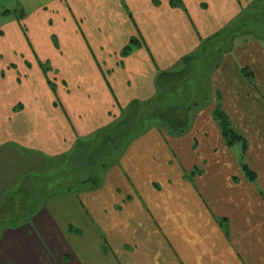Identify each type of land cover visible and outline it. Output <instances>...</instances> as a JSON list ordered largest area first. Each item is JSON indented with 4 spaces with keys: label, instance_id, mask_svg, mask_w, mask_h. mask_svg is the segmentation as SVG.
<instances>
[{
    "label": "crops",
    "instance_id": "obj_1",
    "mask_svg": "<svg viewBox=\"0 0 264 264\" xmlns=\"http://www.w3.org/2000/svg\"><path fill=\"white\" fill-rule=\"evenodd\" d=\"M260 1L1 0L0 148L71 154L220 36L231 46L212 87L247 148L227 145L213 107L183 135L154 127L74 199L77 219L50 203L2 228L0 264H264V39L249 19Z\"/></svg>",
    "mask_w": 264,
    "mask_h": 264
},
{
    "label": "rangeland",
    "instance_id": "obj_2",
    "mask_svg": "<svg viewBox=\"0 0 264 264\" xmlns=\"http://www.w3.org/2000/svg\"><path fill=\"white\" fill-rule=\"evenodd\" d=\"M2 8L3 4L0 0V16L4 14L2 13ZM255 10L249 17L250 24L253 27V31L250 32L263 36L262 39H264V0L256 4ZM240 28L232 29L233 35L231 38L247 32V30ZM225 40L223 36H220L216 40L211 41L207 45L208 47L200 54L193 56L194 58L188 62L183 70L186 73L178 91L171 96L168 95V90L165 89L164 95H157L158 98H155L154 105L162 106L166 103H171L172 107L176 108L173 105V100H184V102L190 100L191 109L187 114L190 125H192L193 119L198 114L207 110V108L213 107V113L212 115L210 114V117L212 116L215 119L218 129H220V123L216 120L214 112L218 108L226 114L224 108L225 102L222 92L219 90L214 92L212 73L216 67L221 66L222 61L220 57L230 50L231 41L228 39L226 42ZM253 97L254 95H246V99H241V101L255 103ZM150 107H153V105ZM177 109L180 110V108ZM153 110L140 108L137 111H133V113L141 114L142 119L146 120V122L145 124H140V129L131 135L129 134L126 138L123 133L128 129L127 121L133 113L129 118L123 120L121 124H117L112 128L110 132L102 133L108 135L109 140L115 139V142L107 143L106 147L111 149L112 152L116 151L125 139H127L126 145H129L130 141L136 137L139 138L149 130L154 129V127L157 129L164 128L166 132L172 134L161 122L146 119V117L154 118L159 114L157 113V108ZM246 114L249 116L248 112ZM239 117L237 116L234 122L240 121ZM229 122L236 134L243 136L240 127L236 126L231 119H229ZM190 130L189 126L186 133ZM102 136L100 134V136L92 137L89 141L79 144V147L73 153L53 160L39 154L21 151L12 146L0 148V230L19 225L22 222L26 223L29 219L31 220V217L35 213L50 203H54L57 206L58 213H64L70 209L74 219H77L79 217L77 209L74 208L73 210L74 199H78L82 193L89 192V189L92 188V184H89V182L100 177V168L107 162L101 163L106 159L107 155L103 153L105 150L101 149L102 142L97 146H93L99 137L103 138L106 143L107 137ZM124 149L125 147L119 151H123ZM243 150V145L238 143L233 151L235 153H242ZM119 159L117 151L108 162L112 164L119 161ZM243 164L246 165L245 162ZM191 178L192 175L187 179L192 181L193 178ZM87 184H89L90 188L87 191L80 192L82 186H84L82 188L84 189L87 187L85 186ZM58 191L65 192V194L58 195ZM261 194L264 196V193ZM223 225L226 224L223 223ZM225 231L227 234L229 233L227 225L225 226Z\"/></svg>",
    "mask_w": 264,
    "mask_h": 264
},
{
    "label": "trees",
    "instance_id": "obj_3",
    "mask_svg": "<svg viewBox=\"0 0 264 264\" xmlns=\"http://www.w3.org/2000/svg\"><path fill=\"white\" fill-rule=\"evenodd\" d=\"M133 43H135V41ZM128 50H130V48H128L127 51L124 52V55H126L128 53ZM193 58L194 57L186 58L184 60L183 69L180 72L163 73V74L159 75L158 81H157V87H158V94L157 95H159V94L164 95L163 92L165 89L168 90V95H171V96L178 91V89L181 86V83L183 81L184 74L186 73L183 70H184L185 66H187L188 62H190ZM170 87H172V88H170ZM154 100L155 99H153L152 101H150L148 103H134L131 110L128 112L127 115H125L121 119V121L117 122L114 126L110 127L109 129H106L105 131L98 133L94 137L100 136V134L103 135L102 137H107L108 135L102 134V133L110 132V130L112 128H114L117 124H121L123 120H126L127 118H129L132 115L133 111H137L140 108H146V110H150V111H154L153 109L157 108L158 109L157 113H159V114L156 115V117H154V118H152V117L147 118L146 117V119H152L155 122H161L163 124V126L166 127L167 130L168 129L170 130L172 135L179 136V135L185 134L187 129L190 126V123H189L188 117H187V114L191 109L190 100L185 101V102H184V100H182V101L173 100V102H174L173 105L176 108L172 107L171 103L170 104L166 103L162 106L161 105L156 106V105H154ZM151 105H153V107H150ZM177 108H180V110H178ZM214 115H215L216 120L220 123L219 126L221 129V133H222V136L225 139L227 145L233 146L236 143H242L244 150H246V148H247L246 141L242 137H240L238 134H236V132L231 128L229 118L227 117V115L218 108L215 110ZM127 122H128V129H127V131H125L123 133L125 135V138L129 134L131 135V134L135 133L137 130H139L140 124H142V123L145 124L146 120L142 119L141 114L133 113V115L128 119ZM157 126H159V125H157ZM115 137H117V135H115ZM87 141H89V140H87ZM113 141L115 142V139L109 140L107 137V141L105 143L103 138L99 137L95 141V143L93 144V146H97L98 144H100L102 142L101 149L103 151L105 150L103 153L107 154L106 159L103 160V162H101V163L104 164L105 161H107V162L105 165H103L100 168V170L105 169L106 167H108V165H110V163L108 161L110 159H112L113 155L117 151L119 153L120 152L119 150H121L125 147L127 139L124 140L123 144L120 145L118 150L112 152V150L107 148L106 146H107V143L109 144V143H112ZM82 143L83 142L78 143L77 146L75 147V149L73 150V152L76 151L77 147H79L78 145L82 144ZM63 157H65V156H63ZM58 158H62V157L51 158V159L53 160V159H58ZM243 168H244V172L246 173L248 179L251 182H255L256 181V175L246 165H243ZM89 184H92L91 189H89L90 188ZM89 184L85 185L87 187L84 189H82L84 187V186H82V188L80 189L81 190L80 192L85 191V190L87 191L88 189H89V191L90 190L92 191V190L99 188L100 187V177H98L97 179H94L93 181H90ZM59 194H65V192H59L58 191V195ZM24 217H26V216H24Z\"/></svg>",
    "mask_w": 264,
    "mask_h": 264
}]
</instances>
